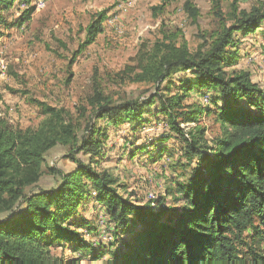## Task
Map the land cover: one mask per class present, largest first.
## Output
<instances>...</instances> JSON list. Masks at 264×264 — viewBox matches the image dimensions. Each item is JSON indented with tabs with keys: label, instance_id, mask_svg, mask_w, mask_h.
<instances>
[{
	"label": "trees",
	"instance_id": "1",
	"mask_svg": "<svg viewBox=\"0 0 264 264\" xmlns=\"http://www.w3.org/2000/svg\"><path fill=\"white\" fill-rule=\"evenodd\" d=\"M34 1L0 0V38L32 19ZM16 3L20 15L12 17ZM165 5L153 6L154 15ZM220 6L214 0L220 24L202 35L195 51L179 31H168L115 74L121 83L150 85L148 96L116 101L97 81L87 100L91 116L115 128L139 127L155 115L180 141L190 170L167 187L156 207L133 199L126 185L100 168L107 134L96 123L79 130L67 109L31 98L44 117L37 128L0 117V213H8L0 219V264H64L53 253L57 246L99 258L102 252L88 239L97 227L78 217L89 203L112 225L116 264H264V88L249 70L232 69L244 57L242 38L252 33L264 38V4L239 10L235 1L227 17ZM184 9L198 19L190 0ZM107 15V10L94 14L77 53L104 32ZM79 108L85 117L88 108ZM208 115L221 128L211 141L201 124ZM167 137L152 147L156 153L138 148L152 160L172 156L165 146L172 136ZM58 145L68 148L66 156L75 163L69 170L44 167ZM45 173L55 185L29 191ZM167 197L172 203L166 206Z\"/></svg>",
	"mask_w": 264,
	"mask_h": 264
},
{
	"label": "rangeland",
	"instance_id": "2",
	"mask_svg": "<svg viewBox=\"0 0 264 264\" xmlns=\"http://www.w3.org/2000/svg\"><path fill=\"white\" fill-rule=\"evenodd\" d=\"M186 1L43 0L44 5L36 9L28 23L6 31L0 38V59L7 66L5 73L0 71V117L21 128H37L44 117L31 98L67 109L79 130L88 122L96 123L107 134L100 168L108 169L118 183L126 185L127 193H133V199L156 207L157 199L165 195L167 187L190 170L182 156L180 141L163 118L155 115L148 116V122L139 127L133 128L126 123L115 128L93 118L87 100L97 81L116 101L148 96L150 85L121 83L115 74L134 63L143 45H152L165 32L179 31L189 48L195 51L202 42V35L218 27L219 17L214 0H190L199 9V17L194 21L184 9ZM235 1L239 10L264 4V0H221L220 7L226 17L230 16ZM163 2L166 3L163 13L154 15L152 7ZM18 4L12 10V17L20 15ZM101 10L108 11L104 32L82 53H77L85 39L86 26ZM242 39L244 57L232 69L249 70L253 81L264 88V38L260 33H252ZM196 98L199 99L197 95L192 96V99ZM79 107L88 108L85 117L79 116ZM201 124L207 129L208 141L221 134L214 115L203 117ZM167 135L172 136L165 144L172 156L166 154L161 160H152L153 156H147L138 148L146 146L147 150L156 153L152 147L165 143ZM67 154V147L56 146L46 155L44 167L71 169L75 163L67 158ZM79 157L85 158L83 154ZM179 158L182 159L180 163L176 161ZM54 185L53 176L45 173L39 184L29 191ZM164 202L166 206L170 205L172 198L167 197ZM6 214L0 213V219ZM81 216L97 227V234L88 239L95 242L102 254L99 258L93 254L84 256L82 251L57 246L54 255L64 264H116L113 258L116 252L111 250V243L116 244V235L107 216L92 203L81 209L78 217ZM121 239L127 238L124 235Z\"/></svg>",
	"mask_w": 264,
	"mask_h": 264
},
{
	"label": "built area",
	"instance_id": "3",
	"mask_svg": "<svg viewBox=\"0 0 264 264\" xmlns=\"http://www.w3.org/2000/svg\"><path fill=\"white\" fill-rule=\"evenodd\" d=\"M33 4L35 6H37L36 9H40V7H42L44 5V2H43V0H36L33 2ZM6 68H7V66H6L5 61L3 59H0V71L2 73H5Z\"/></svg>",
	"mask_w": 264,
	"mask_h": 264
}]
</instances>
